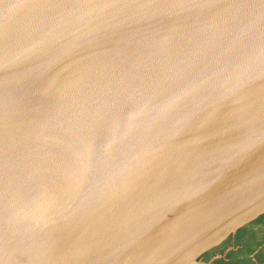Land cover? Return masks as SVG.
Listing matches in <instances>:
<instances>
[{"label":"water","instance_id":"1","mask_svg":"<svg viewBox=\"0 0 264 264\" xmlns=\"http://www.w3.org/2000/svg\"><path fill=\"white\" fill-rule=\"evenodd\" d=\"M264 213V0H0V264H212Z\"/></svg>","mask_w":264,"mask_h":264},{"label":"rangeland","instance_id":"2","mask_svg":"<svg viewBox=\"0 0 264 264\" xmlns=\"http://www.w3.org/2000/svg\"><path fill=\"white\" fill-rule=\"evenodd\" d=\"M245 229L237 230L223 242L207 251L202 256L204 262L216 255L212 264H218L217 259H226L222 264H264V213L248 222ZM241 234V237H240ZM208 257V258H207Z\"/></svg>","mask_w":264,"mask_h":264},{"label":"flooded vegetation","instance_id":"3","mask_svg":"<svg viewBox=\"0 0 264 264\" xmlns=\"http://www.w3.org/2000/svg\"><path fill=\"white\" fill-rule=\"evenodd\" d=\"M246 224H247V223H246ZM246 224H245V225H246ZM245 225H243L242 227H240V228L238 229L239 232L241 231L242 228H243V229L246 228V227H244ZM246 229H247V228H246ZM239 232H238V233H239ZM238 233H237V231H236V235H237ZM240 237H241V234H240ZM215 247H216V246H215ZM213 248H214V247H213ZM213 248H212V249H213ZM210 250H211V249H210ZM206 253H207V252H206ZM216 257H217V256L214 255L212 258L216 260ZM207 258H208V257H207ZM212 258H209L208 261L210 262ZM225 260H227V258H226V259H221V258H220V259H217V263H218V264H222L221 261L224 262Z\"/></svg>","mask_w":264,"mask_h":264}]
</instances>
